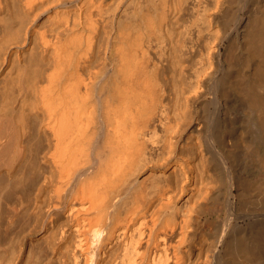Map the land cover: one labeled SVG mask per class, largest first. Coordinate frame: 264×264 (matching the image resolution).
<instances>
[{
    "label": "bare ground",
    "instance_id": "6f19581e",
    "mask_svg": "<svg viewBox=\"0 0 264 264\" xmlns=\"http://www.w3.org/2000/svg\"><path fill=\"white\" fill-rule=\"evenodd\" d=\"M0 226L11 264H264V0H0Z\"/></svg>",
    "mask_w": 264,
    "mask_h": 264
},
{
    "label": "rangeland",
    "instance_id": "374dc122",
    "mask_svg": "<svg viewBox=\"0 0 264 264\" xmlns=\"http://www.w3.org/2000/svg\"><path fill=\"white\" fill-rule=\"evenodd\" d=\"M15 68H16V66H13V70H15ZM0 227H1V226H0ZM1 229L3 230V228H1ZM1 229H0V233L3 232V231H1ZM13 232H14V231L12 230L11 233H10V238L8 237L9 235L7 236V237H8V238H7V237H5V236L2 235L3 233L1 234V236H3V238H2L3 240H2L1 238H0V239H1V241H4V242H3V244H2L1 241H0V246H1V244H2L1 247L5 246V245H9L8 247H7V246L4 247L5 249H7L6 251H5L4 248H1V247H0V253H1L2 257L4 256V257L2 258V260H1V262H0L1 264H4V263L6 264V262H9L10 264L13 263V262H11V260H9V259H12V261H13V260H14L13 258H14V255H15V252H14L15 249H13V248L16 247V237H15L16 234H13V236H12V233H13ZM1 236H0V237H1ZM4 237H5V238H4ZM11 237H14V238L11 239ZM4 239H5V240H6V239L9 240L10 242H12V244H11V243L9 244V242L5 241ZM13 240H15V241H14V242H15V245H14ZM5 242L8 243V244H6ZM12 245H13V246H12ZM14 246H15V247H14ZM6 247H7V248H6ZM3 249H4V250H3ZM13 250H14V251H13ZM3 252H4V253H7V254H4V255H3ZM12 255H13V256H12ZM5 256H6V257H5ZM7 257H8L9 259H8ZM10 257H12V258H10ZM4 258H5V262H4V260H3ZM9 263H8V264H9Z\"/></svg>",
    "mask_w": 264,
    "mask_h": 264
}]
</instances>
